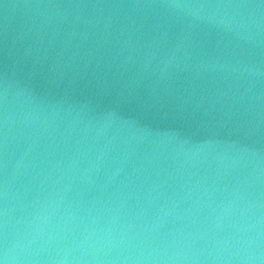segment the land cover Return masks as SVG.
I'll return each instance as SVG.
<instances>
[{
    "label": "water",
    "instance_id": "1",
    "mask_svg": "<svg viewBox=\"0 0 264 264\" xmlns=\"http://www.w3.org/2000/svg\"><path fill=\"white\" fill-rule=\"evenodd\" d=\"M0 264H264V0H0Z\"/></svg>",
    "mask_w": 264,
    "mask_h": 264
}]
</instances>
